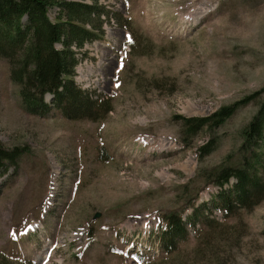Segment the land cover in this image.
<instances>
[{"label": "rangeland", "instance_id": "374dc122", "mask_svg": "<svg viewBox=\"0 0 264 264\" xmlns=\"http://www.w3.org/2000/svg\"><path fill=\"white\" fill-rule=\"evenodd\" d=\"M98 2L128 20L105 23L103 39L78 51L74 81L112 102L102 119L31 112L0 58V144L21 152L0 177V259L264 264V200L225 217L213 207L221 190L207 179L236 161L264 99V0ZM243 101L223 127L184 142L182 118ZM173 214L186 233L165 251Z\"/></svg>", "mask_w": 264, "mask_h": 264}, {"label": "trees", "instance_id": "16d2710c", "mask_svg": "<svg viewBox=\"0 0 264 264\" xmlns=\"http://www.w3.org/2000/svg\"><path fill=\"white\" fill-rule=\"evenodd\" d=\"M53 9L58 11L55 21L49 17ZM112 20L124 26L128 21L100 6L98 0L91 4L73 0H0V58L8 61L11 80L19 86L20 97L31 112L45 114L55 108L67 119L98 121L112 111L110 99L96 91L82 90L73 79L79 52L86 44L102 40L103 25ZM130 33L133 40L129 46L134 49L136 36ZM46 96L53 97L50 104L45 102ZM245 104L243 101L221 107L207 117L182 118L184 142L203 130L217 131ZM241 140L236 161L215 167L207 178L221 190L213 207L225 217L239 210L249 211L264 200V99L242 130ZM214 146L206 145L200 155ZM20 156L19 149H6L0 144V177L10 167H16ZM232 180V188L223 191ZM164 220L168 230L161 235L162 249L169 251L178 239L184 238L186 229L176 214ZM0 264L13 263L2 258Z\"/></svg>", "mask_w": 264, "mask_h": 264}]
</instances>
